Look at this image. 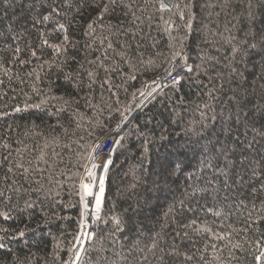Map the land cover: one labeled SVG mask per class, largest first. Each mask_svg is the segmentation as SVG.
Returning <instances> with one entry per match:
<instances>
[{
	"label": "trees",
	"instance_id": "trees-1",
	"mask_svg": "<svg viewBox=\"0 0 264 264\" xmlns=\"http://www.w3.org/2000/svg\"><path fill=\"white\" fill-rule=\"evenodd\" d=\"M107 3L0 0V264H70L92 151L184 62L115 148L81 264H264V54L230 51L264 0Z\"/></svg>",
	"mask_w": 264,
	"mask_h": 264
},
{
	"label": "snow or ice",
	"instance_id": "snow-or-ice-1",
	"mask_svg": "<svg viewBox=\"0 0 264 264\" xmlns=\"http://www.w3.org/2000/svg\"><path fill=\"white\" fill-rule=\"evenodd\" d=\"M122 2V0H121ZM117 3V0H108V3L104 5V7L101 9V13L100 16L98 17V19H103V14L106 13L109 10V5H115ZM194 6V3H193ZM161 9H167L169 8L168 5H165L163 3H161L160 5ZM176 7H179V5H176ZM185 7H188V5H185ZM251 7V5H250ZM180 19L185 21V27L188 29L192 28V16H189L187 19H185V13L181 12L180 14ZM252 18V13L249 12V19ZM45 20L48 19L47 16L44 17ZM60 28L63 29L64 25H60ZM89 28H92V25L89 24ZM235 39V37H229L227 39V42L229 44H232V41ZM65 40H67V36H65ZM45 43H47V41H45ZM57 50H59V46H56ZM109 48L112 47L111 44L108 45ZM17 51H19V49H17ZM231 51V57L232 60L235 61L237 59V57L242 56L244 53H248L249 55L255 53L257 55L260 54H264V29H261L259 32L249 28L248 31L245 33V36L242 40L237 41L235 44H232V47L230 49ZM33 55H35V53H33ZM175 56H183L182 52H175L174 53ZM212 59V58H209ZM185 71L187 72H191L192 68L191 66H188L187 64L185 65ZM232 72H237V69L235 67H232L231 69ZM93 74L89 73V76L91 77ZM66 79H71V76H67ZM134 79V77H133ZM162 79H164L166 81L165 86L166 87H175L176 85H179L181 80L183 79V74L180 72H173V71H168L167 72V76L166 77H162ZM211 79V78H210ZM209 97H211V92H209ZM36 107H39V105H37ZM205 108L208 107L207 104L204 105ZM17 111H19V109H17ZM205 115L204 112H201V117L203 118ZM161 139H164L165 137L163 135H161L160 137ZM104 142L106 143V138L104 139ZM120 144V139H113V148L106 150L104 153H102V155L104 156V163L102 164H93L92 166L95 167H100L102 169H106L108 164L111 163L110 160V155L112 152L115 151V147L118 146ZM99 146V145H98ZM176 169H173V171H175ZM88 175L90 177H94L95 173L89 171ZM95 183V181L93 180L91 183H85V182H81V189H82V195L80 196V203L83 205V208L86 210L89 208V202L86 200V197L88 196H92L93 195V184ZM103 178H101L100 180V195L103 194ZM0 195H3V193H0ZM100 196L96 197V213H95V218L96 219H100L99 217V209H100ZM29 207H33V205L29 204ZM171 210V209H170ZM85 212H81V225L84 228L88 227V221L86 219H84L85 217ZM4 218L8 219V215L4 214ZM113 221L116 225L117 230H119V225H120V220L118 218H113ZM0 231H6L3 229H0ZM19 236H23L24 232L21 231L18 234ZM89 236L93 235L92 233H88ZM155 246V245H153ZM5 244L0 243V249L4 248ZM262 255H264V253H262ZM260 257H257V260L259 261Z\"/></svg>",
	"mask_w": 264,
	"mask_h": 264
},
{
	"label": "rangeland",
	"instance_id": "rangeland-1",
	"mask_svg": "<svg viewBox=\"0 0 264 264\" xmlns=\"http://www.w3.org/2000/svg\"><path fill=\"white\" fill-rule=\"evenodd\" d=\"M164 0H160V2L162 3ZM176 2V0H175ZM175 2L173 3V6L170 7V8H174L175 7ZM174 10V9H173ZM171 11V10H169ZM137 111V108L134 109V107H130L128 108V110L126 111V113H124L120 119V121L117 123L118 125V128H116L114 131H115V138L118 139L121 135H123L124 133V130L127 128L126 127V123H128L129 121H126V118H129L130 117V122L133 120V117L135 115ZM133 115V116H132ZM107 136V135H106ZM105 136V138H106ZM104 140V138L100 140V142ZM99 142V143H100ZM98 143V144H99ZM100 157L98 156H93L92 158V162L96 161L97 159H99ZM104 163V158H102V162L100 164ZM98 172H100L101 174L98 173V178L95 181V183L93 184V195L92 196H88L86 197V200L89 202V208L86 210H84L85 212V219L88 221V230L89 228H92V225L94 223V221L96 220L95 218V213H96V197L97 196H100V201L103 197V194L100 195V181L99 179L103 178V176H105V173L107 172V168L106 169H102L100 167L97 168ZM93 180L92 178L88 175V178H86V181L85 183H91ZM82 191V189H81ZM82 195V194H81ZM101 203V202H100ZM87 232L86 228H84L83 232H82V238L80 239V246L78 247V252L77 254L74 256V258L72 259V261L70 262V264H78L80 263V259L82 260L83 258V252H84V245H83V242H85L86 240H88L90 237L87 236V238L83 241L84 237H85V233ZM89 232V231H88Z\"/></svg>",
	"mask_w": 264,
	"mask_h": 264
},
{
	"label": "built area",
	"instance_id": "built-area-1",
	"mask_svg": "<svg viewBox=\"0 0 264 264\" xmlns=\"http://www.w3.org/2000/svg\"><path fill=\"white\" fill-rule=\"evenodd\" d=\"M162 3H164V1L162 2ZM174 3V2H173ZM167 9H172V8H167ZM188 65V66H191V64H189V63H187V62H184L181 66H179L177 69H175V70H172L174 73L175 72H180V73H182L183 74V78H184V76L187 74V71H185V65ZM163 74V73H162ZM167 75H161V76H159V77H157L155 80H153L152 81V88L148 91V93L142 98V100H141V102L136 106V107H134V109H136L137 108V113H139V112H141L143 109H144V107L150 102V101H152V100H154L161 92H163L165 89H167L168 87H166L165 86V83H166V81L164 80V79H162V77H166ZM115 129V128H114ZM113 129V130H114ZM118 139H120L121 140V136L118 138ZM109 143V142H108ZM107 143V144H108ZM99 146L97 147V148H99L100 147V145H105V142H104V140H102L99 144H98ZM96 148V149H97ZM116 148V147H115ZM113 154H114V152H112L111 153V163H112V161H113ZM91 158H92V156L90 157V159H89V161H88V164H87V166H86V168H85V170H84V173H83V175H82V178H81V181H80V185H81V182H83V180H84V177H85V175L87 174V171H88V167H89V163H90V161H91ZM111 163H110V165H111ZM109 165V166H110ZM109 168V167H108ZM108 170V169H107ZM106 175H107V172H106V174H105V176H103V179H104V187H103V189L106 187V180H107V177H106ZM81 188V187H80ZM103 194H104V191H103ZM104 197H102V199H103ZM101 199V200H102ZM101 207V206H100ZM83 211H84V208H83ZM100 213H101V208L99 209V217H100ZM84 219H85V217H84ZM98 226H99V219H96L95 221H94V223H93V225H92V228H89V230H88V228H86V230H87V232L85 233V237H84V239H83V241L87 238V236H88V233H92L93 235H91V236H89L90 238L88 239V240H90L95 234H96V232H97V229H98ZM82 229L84 230V228L82 227ZM89 231V232H88ZM88 240H86V241H88Z\"/></svg>",
	"mask_w": 264,
	"mask_h": 264
},
{
	"label": "bare ground",
	"instance_id": "bare-ground-1",
	"mask_svg": "<svg viewBox=\"0 0 264 264\" xmlns=\"http://www.w3.org/2000/svg\"><path fill=\"white\" fill-rule=\"evenodd\" d=\"M133 116V115H132ZM126 121H129L130 122V117L129 118H126ZM128 122V123H129ZM128 123H126V124H128ZM118 125H119V123H118ZM118 125L115 127V129L116 128H118ZM114 129V130H115ZM112 131V132H110L109 133V135H108V139H106V143H105V145H100V147L99 148H97L95 151H94V153H93V156H98V157H100L99 159H97L96 161H94V162H92L91 163V161H92V158H93V156H92V158H91V161H90V163H89V167H88V171H87V174L85 175V177H84V180H83V182H85L86 181V178H88V172L89 171H91V172H93V173H95V176L94 177H91L92 178V180H96L97 178H98V173L99 174H101L100 172H98L97 170V168L98 167H93L92 165L95 163V164H97V165H99L101 162H102V158H104V156L102 155V153H104L106 150H108V149H111V148H113V139H116L115 138V131ZM107 138V137H106ZM109 142V143H108ZM108 143V144H107ZM110 160H111V155H110ZM110 165V164H109ZM101 179H99V181H100ZM103 187H104V179H103ZM81 194H82V191H81ZM85 210V209H84ZM84 228V227H83ZM88 237H89V235H88ZM81 262V261H80Z\"/></svg>",
	"mask_w": 264,
	"mask_h": 264
},
{
	"label": "water",
	"instance_id": "water-1",
	"mask_svg": "<svg viewBox=\"0 0 264 264\" xmlns=\"http://www.w3.org/2000/svg\"><path fill=\"white\" fill-rule=\"evenodd\" d=\"M112 132V131H111ZM109 135V134H108ZM101 208V207H100Z\"/></svg>",
	"mask_w": 264,
	"mask_h": 264
}]
</instances>
